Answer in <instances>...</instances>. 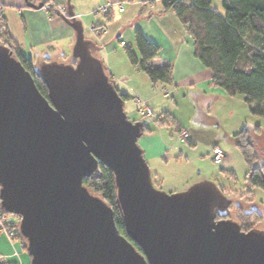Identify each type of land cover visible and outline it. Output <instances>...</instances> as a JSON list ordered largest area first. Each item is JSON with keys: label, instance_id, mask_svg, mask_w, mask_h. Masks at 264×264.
<instances>
[{"label": "water", "instance_id": "water-1", "mask_svg": "<svg viewBox=\"0 0 264 264\" xmlns=\"http://www.w3.org/2000/svg\"><path fill=\"white\" fill-rule=\"evenodd\" d=\"M63 16L77 32V62L41 65L48 98L0 48V198L20 215L29 264H264L263 234L215 219L225 200L210 182L171 194L153 187L137 145L142 124L127 118L81 22ZM99 162L113 172L126 233L141 251L83 184Z\"/></svg>", "mask_w": 264, "mask_h": 264}, {"label": "crops", "instance_id": "crops-1", "mask_svg": "<svg viewBox=\"0 0 264 264\" xmlns=\"http://www.w3.org/2000/svg\"><path fill=\"white\" fill-rule=\"evenodd\" d=\"M32 3H43V5L33 7L30 5ZM105 4H108L107 10L101 11L100 7ZM57 5L63 6L66 13L71 11L75 19L81 22L84 39L90 42L91 53L102 62L112 83L114 84L116 80L119 82V85L114 84V86L120 94L128 96L125 100L129 98L134 100L135 97H139L151 102L161 92L164 97L172 91L185 88L222 98L234 97L227 94L223 88L211 83V70L194 55L193 38L172 9L163 10L162 0H0L3 11L1 22L4 25L6 39L14 40L19 45L21 53L33 59L35 70H37L36 63L40 66L44 63L71 64L75 58L72 52L77 32L58 11ZM136 30H140L159 46L157 54L150 59L149 63L153 66L169 64L172 74L170 84L159 82L153 85L148 77V80L142 78L140 87L135 83H128L125 77L128 79L131 75L140 77V70L133 64H131L132 68L129 71L126 69L124 74L121 71L118 72L119 63L125 62V47L135 49ZM0 44L3 48H7L1 38ZM58 57L61 61H57ZM67 60L68 63H66ZM157 86L159 90L154 91ZM142 87H145L143 91L139 89ZM161 106L162 103L159 107ZM165 106L167 105H163ZM159 107L158 109L152 107L154 113L151 118L152 125L143 122L151 128V131L144 133L153 132L155 128L162 126L155 122V117L169 110L159 109ZM176 128L187 133V137L183 138L184 141L191 143V146L196 144L189 130L175 123ZM180 131H177L178 134ZM183 139L178 140L181 142ZM144 141L146 144L143 148H151L150 143L156 140H151L150 143L147 139ZM158 142L161 143V148H175L172 143L163 141L161 137ZM154 177H158V174L155 173ZM198 182L201 181H192L178 192ZM4 238L12 246L13 251L17 252L13 259L21 264H27L23 260V252L21 251L22 254H20L16 243H11L6 236ZM12 252L1 253L8 255Z\"/></svg>", "mask_w": 264, "mask_h": 264}, {"label": "trees", "instance_id": "trees-1", "mask_svg": "<svg viewBox=\"0 0 264 264\" xmlns=\"http://www.w3.org/2000/svg\"><path fill=\"white\" fill-rule=\"evenodd\" d=\"M218 1L224 9L223 13L211 6L212 0H162V7L163 10L172 9L185 25L193 38L194 55L212 72L211 83L223 88L229 95H242L250 113L264 118V0ZM3 27L4 25L0 30V38L6 36ZM3 40L7 49L31 73L39 92L48 98L47 86L41 73L33 68V59L23 55L14 40L5 37ZM134 43V50L125 47L130 63L145 73L153 85L159 82L170 84V65L153 66L149 63L157 54L159 46L140 30L135 31ZM121 97L125 100L128 96L121 94ZM155 122L162 126L176 123L169 111L158 114ZM146 131H151V128L142 123L141 133ZM176 131L180 129L176 128ZM234 136L249 167L246 180L250 185L264 189V163L258 166L255 164L257 154L252 142L246 137V128ZM83 184L109 205L119 233L141 251L126 233L112 170L99 162L95 172L83 178ZM249 192L251 193L250 190ZM237 212L236 223L242 231L252 230L251 225L261 219V214L255 209L247 211L238 205ZM217 214L216 210L215 219H221ZM21 240L25 250L22 237Z\"/></svg>", "mask_w": 264, "mask_h": 264}, {"label": "rangeland", "instance_id": "rangeland-1", "mask_svg": "<svg viewBox=\"0 0 264 264\" xmlns=\"http://www.w3.org/2000/svg\"><path fill=\"white\" fill-rule=\"evenodd\" d=\"M211 6L216 7L220 13L224 12L218 0H212ZM2 26H0V30ZM4 37L6 38V36ZM3 38L1 39L3 40ZM2 47L3 45L0 44V48ZM56 59L61 61L59 57ZM124 59L126 64L120 62L118 70L122 74L126 72V69L129 71L132 68L126 55H124ZM68 62L67 60L66 63ZM76 62L77 59L74 58L71 65ZM35 67L39 71L41 66L36 63ZM139 72L140 77L131 75L128 79L125 75L123 76L128 83H135L140 87L142 78L148 79L145 73ZM114 84L119 85V82L116 80ZM143 88L145 87L139 89L143 91ZM158 90L157 86L154 91ZM162 94L161 92L151 102L149 100V106L158 109L157 107L162 103V108L159 107V109L169 110L175 117L177 126L189 130L196 144L191 146V143L184 139L179 142L175 125L161 126L147 134L141 133L137 139V145L149 167L153 187L161 192L171 194L187 187L186 185L192 181L210 182L225 200V205L221 209H217L218 217L237 222L238 205L247 211L255 209L261 214V219L253 223L251 228L264 235V189L252 186L246 180L249 167L236 144L237 138L234 136L246 128V137L252 142L253 150L257 154L255 164L258 166L264 163V118L251 114L248 105L239 94L234 97L222 98L190 88L172 91L164 97ZM165 104L167 106L163 107ZM137 107L136 99L129 98L124 101L123 110L127 118L130 121L152 125L151 117H141L136 110ZM160 137L163 141L172 143L175 148H161V143L158 142ZM144 139H147L149 143L151 140L156 141L150 143L151 148H143L146 144ZM214 145H218L225 152L226 156L220 163H215L211 159V150ZM176 156H178L177 159H175ZM155 173L158 174L156 178L154 177ZM0 236V252H12L13 248L4 238L5 235L0 234ZM12 243H16L20 254H22L21 251L23 252L24 262L29 264L30 256L26 249L22 248L19 241Z\"/></svg>", "mask_w": 264, "mask_h": 264}, {"label": "built area", "instance_id": "built-area-1", "mask_svg": "<svg viewBox=\"0 0 264 264\" xmlns=\"http://www.w3.org/2000/svg\"><path fill=\"white\" fill-rule=\"evenodd\" d=\"M49 4H51L49 2ZM108 4L102 5L100 7L101 11H106ZM58 11L66 15L65 8L63 6L57 5ZM75 17V16H74ZM3 18V11L0 7V26L3 25L1 19ZM137 100V112L141 115V117H153V109L151 105L149 106L148 100L135 97L134 100ZM187 137V133L185 131H180L178 134V139H183ZM225 157V152L219 147L214 146L211 150V159L215 163H220ZM20 222V215L12 212H8L4 210L1 205L0 198V234H4L9 241L12 243L13 241H19L21 243V236L19 232H17L18 225ZM17 255L16 251H13L11 254L5 255L0 252V264H21L19 261L14 260V256Z\"/></svg>", "mask_w": 264, "mask_h": 264}]
</instances>
